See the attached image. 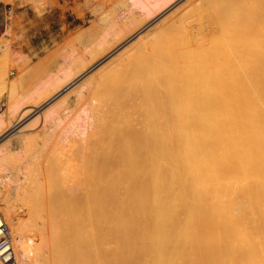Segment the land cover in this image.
<instances>
[{"label":"bare ground","instance_id":"obj_1","mask_svg":"<svg viewBox=\"0 0 264 264\" xmlns=\"http://www.w3.org/2000/svg\"><path fill=\"white\" fill-rule=\"evenodd\" d=\"M8 1L12 5L10 15L15 9L14 0ZM30 1L36 8V12L52 4V0ZM129 1L135 7H142L144 16L148 17L147 21L151 20L150 14H152L153 8L156 9L157 0ZM170 4L173 2L163 4L159 9H167ZM236 5L237 7L232 9H226L222 5L216 7L215 24L211 25L214 28L213 31L209 32L212 29L200 31L198 27L204 21L201 22L197 19L201 24L193 30L199 29V31L187 35L189 38L184 41L183 54L192 55L196 49L197 54L206 51L205 49H203L204 51L198 50L200 47L198 45L207 37H214L217 45L216 49L214 48L211 52L212 54H202L201 60L198 59V63H193L196 65L193 66L191 79H187L180 85L175 83L173 86L172 81L171 88L166 90L168 91L167 95L160 101L155 98L157 102L153 105L149 103L151 97L148 90L149 99L144 107V120L141 118L136 122L133 121L135 124L131 122L117 124L105 141L96 144V147L91 150L90 156H87L86 149L91 148L97 136L104 132L99 121L100 115L105 110L112 108L113 102L107 101L109 98L105 101L106 95L101 98L104 99L103 101L95 96L89 99V96L96 90H100L105 82L102 84L98 83L100 80L98 82L95 80L94 84L102 85L99 88L96 84L91 85L88 92H84V94L89 93L88 96L80 95L84 100L81 101L80 109L78 108L79 111L77 110L76 114L74 112V115H71V111L67 109L68 104L62 102V99V104L66 103L67 105H61L64 107L61 113L53 111L55 105L61 103L59 101L46 112H41L42 105L48 104L49 101H57L66 95L68 88L79 84V74L72 76V73L63 72L62 75L57 76L59 77L58 81L53 82L51 79L45 84L41 83L44 85H42L41 91H31L33 93L28 95L27 105L11 121L7 123L5 118L0 117V136L7 133L6 135L9 137L21 131V127H17L16 123L29 113L35 114L32 119L33 123L39 121L40 118L44 127L40 134L45 135L48 129L50 131V128L56 130L55 127H58L60 121L68 117L70 113L73 119L69 135L71 138L76 136L79 138L78 143L76 138H73L75 141L69 149L60 146L51 149L54 152L52 155L56 159L53 162V167L49 168L51 183L46 185V188L50 187V192L46 191L44 187L41 188L46 191H43L41 199L45 206L43 210L45 209L46 213L44 211L45 214L40 216L42 218L37 220L38 227L41 228H39L40 233L37 231L39 235L36 234L39 236V240H35L30 235L32 230L29 233L28 228L32 226L29 224L28 227L27 219L30 216L24 218L25 222L24 219L20 220L17 217L18 214L16 215L14 212L15 200L22 202L25 209L31 212L35 210L33 207H36L35 204L39 200L34 197L37 203L33 202L34 184H32L31 191V188H26L29 182L25 183V181L30 178L32 171L37 169V166L34 169L31 162L21 163L15 157L10 145L8 150L0 151V171H4L0 174V205L2 216L8 220L15 231L14 237L11 234V239L18 264H62V253L57 251L60 245L58 242L49 245L48 241L56 239L55 241L61 243L66 239L67 242V236H69V240L79 242L80 245L75 242L78 246L75 251L78 249V252H90L95 255L92 264H264V1L238 0ZM35 8H32L33 11ZM187 10L195 11L192 10V7L191 10L189 7ZM15 16L13 14V17ZM200 17L198 16L199 19H201ZM154 19H156V14ZM169 20L171 19L169 18ZM163 22L164 17L161 23ZM146 23L148 24L145 22V18L141 19L134 27L130 28V31L134 29V34L139 33ZM169 23L167 22V24ZM162 25L161 29L165 27ZM209 25L208 27L211 28ZM168 42L170 43L172 40ZM131 43L133 42H129V44ZM133 44L136 45V43ZM140 44L138 45L141 48ZM147 45L152 44L148 42ZM133 46L132 48H134ZM204 46L203 48H205ZM121 52L124 53V50L119 54H122ZM151 52L152 56L150 57L153 59L151 61L154 62V54ZM163 52V55L167 53L166 50ZM131 53L138 62L142 54L139 57L138 53L137 55L133 51ZM168 55L169 53L163 59L165 58L167 61L171 54ZM115 57L113 60H116ZM156 57V62H158V59L161 58ZM171 58L169 59L171 60ZM107 61L109 62V60ZM140 61L142 64L145 63L143 60ZM146 62L149 63L147 60ZM156 62L152 64L156 66L155 70L157 71ZM160 62L163 61L158 62L159 65H162ZM135 64L133 63V66ZM152 64L149 66L147 64L149 71L152 69L150 68ZM83 66L85 67L83 64L81 69ZM115 66L116 63L112 64L116 70V67L119 66ZM123 66L120 67L123 68ZM126 67L128 68L127 65ZM142 67L140 73L145 72L146 74L147 67L145 66V71L141 72ZM100 68L98 66L97 69L100 70ZM88 69L86 70L88 71ZM135 69L139 70L134 68V71ZM127 70H125L126 74L131 71V68L129 72ZM94 71L92 72L94 73ZM119 71L120 73L117 72V75L122 74V70ZM160 71L163 72L162 69ZM34 72L36 73V71ZM158 72L157 74H159ZM107 73L104 74L107 76ZM100 74L102 76L103 73L100 72ZM126 74H124L125 77ZM133 74L137 75L135 72ZM161 74H159L160 77L164 75ZM150 75L149 78H145L153 79L154 74L151 79ZM89 76L86 75V79ZM92 76L94 75L92 74ZM125 77L120 78L123 80ZM140 77L141 74L138 80L142 78ZM128 78L131 79L130 76ZM127 79H124L125 83H129V79ZM90 80L85 81L88 84ZM83 81L80 84L84 83ZM144 81V79L140 80V83L142 84ZM159 81L158 83L166 82L164 79ZM90 83L92 84V82ZM131 83L120 86L126 88L125 86L129 87ZM150 83L152 82L150 81ZM152 85H154V81ZM152 85L148 86L152 88ZM159 85L163 87L162 84ZM142 86L140 87L142 89L145 87V91L149 89H146V84H142ZM110 87L113 89L112 86ZM82 88L85 89V87ZM82 88L80 91L83 90ZM118 88L120 87L118 86ZM121 89H119L120 93ZM140 90L141 96H144V91ZM153 90L152 92H155ZM43 91L46 92L43 94ZM113 91L115 90H110V94ZM122 91L124 93L123 89ZM130 91L131 89L128 92ZM116 93L111 95V100L121 96ZM102 94L104 93L102 92ZM145 96L142 98L143 100ZM17 107V103L9 104L11 112ZM81 119V124L77 123ZM66 131L61 128L57 134L61 136ZM65 146L67 147V145ZM65 151H69L70 157L62 159L60 156L65 154ZM22 164L27 173L15 194L18 197L19 194L24 195L23 191H25L27 195L24 196L26 198H22L24 201L19 198V200L15 198L14 200L9 195V186L16 179V174L20 171L19 168ZM33 180L29 185L33 183ZM41 205L40 203V207ZM37 210H35L36 213H33L37 214ZM41 213L39 208L38 214ZM31 219L29 222L33 221ZM48 226L53 229L48 231ZM58 227L69 231V234L62 232L63 234L60 235L58 232L63 229L58 231ZM61 237L63 238L59 239ZM63 244L61 245L63 246ZM70 244L73 246L72 241ZM68 251L66 250L67 255ZM59 252L61 251L59 250ZM66 252H63L62 256ZM72 254L74 255L73 252H71ZM81 255L83 256V254ZM85 255L88 258L91 256ZM93 255L92 257H94ZM78 256L80 258L78 257L77 260L80 259V263H82L81 258L83 257ZM67 258L72 259L69 258V255ZM84 258L87 260L86 257ZM89 260H92L91 257ZM90 261L87 260V263ZM63 263L65 264V262ZM0 264H3L1 260Z\"/></svg>","mask_w":264,"mask_h":264},{"label":"rangeland","instance_id":"obj_2","mask_svg":"<svg viewBox=\"0 0 264 264\" xmlns=\"http://www.w3.org/2000/svg\"><path fill=\"white\" fill-rule=\"evenodd\" d=\"M29 1L30 0H26L25 2H24V0H14L13 3H14L15 9H13L12 13L14 14V16L15 15L16 16L13 17L12 13L9 15L10 8L12 6L11 3H9L8 0L7 1L0 0V117L5 118L7 123L9 121H11L17 115V113L19 111H21V109L25 108L24 106L27 105L28 99H29L28 95L30 93L31 94L33 93L31 91H33V90L35 92L41 91V89H43V86H44L43 84H42L43 85L42 86L41 83L45 84L46 81H49L51 79L53 82L58 81L57 79H59V77H57V76L62 75L63 72L64 73H72V76H78V74H79V76H80L79 81L82 82L84 80L83 81L84 83L80 84V82H78L80 85L74 84L73 86H71V88L67 89L68 92L66 93V95L64 97L57 99V101H55V100L49 101V102H51V103L48 102L49 105L47 103L45 105H42L41 112H46L51 107H53V105H55L58 101L61 102V99H62V102L64 101L68 104L67 105L66 103H63L64 105H67L68 111L70 110L71 111L70 113H72L71 115H74V112L76 114L77 110L79 111L80 103L82 100H84V99H82L83 96H80V95H84L85 97L88 96L89 93L84 94V92H88L89 86L96 84L97 87L99 88L100 85H102L105 82L104 83L105 89H104V84H103L101 86L100 90H98V91L96 90L94 93H92L91 96H89V99L92 98L93 96H95V97H99L100 100H102L101 98H103V95H106V98H105V101H106L107 98L110 99V97H111V95H113V93L115 95V93L117 91H119V92H117L116 95L121 94V96L114 99V100L107 99V101H109V102L112 101L113 104H111L112 108L105 110L100 115V118H99V121L101 123L100 125H101L102 129L104 130V132L100 136H97V139L92 144L91 148L86 149L87 156H90L92 154L91 150H93L94 147H96V144H101V142L105 141L109 137V135L112 132L111 130H113L117 124H119V123L128 124L130 122L134 123L138 119H141V118H143V120H144V107H145V104L148 103V100H147V99H149L148 93H150V97H151L150 99L152 100V102L150 100L149 103H151V105H153L157 102L156 99H158V101H160L167 95L168 91H166V90L171 88L172 81H173V84H172V86H173V85H175V83L180 85V84H183L184 81H187V79H191L190 76L192 74L193 66L196 65L193 63L194 62L198 63L199 62L198 59L201 60L200 56H202V54L206 55V54L211 53L214 48L216 49L217 45H216V40L214 39V37H212V38L207 37V38H205L206 40L203 38L205 40V42H204V40L201 41L200 45H198V46H200V47H198V50L204 51L203 49H205L206 50V51H204L205 53L200 52L201 53L200 54L198 52L199 54H197V49H196L192 52V55H187L185 53L183 54L182 47H183L184 41L187 38H189L187 35H189V34L192 35L195 32L199 31V29H200V31H208V29L209 30L212 29L209 32L213 31L214 28L211 25L215 24V13H216L215 10H217L218 6L222 5L226 9H232V8L237 7L236 3L238 2V0H219V1L218 0H175V2H174V0H157L158 3L155 6L157 10L153 8V11L151 12L152 14H150L151 20L147 21L148 17L144 16L145 14H144L143 8L133 6L131 3H129L130 2L129 0H52L51 6H46V8H44L38 12H36V8L34 7V5L32 6V2L31 1L29 2ZM151 1H153V0H151ZM261 1H264V0H261ZM97 2H100V3L98 4ZM171 2H173V4H170L171 5V6L169 5L170 7L168 6L167 9L165 8L166 10L163 9L164 13H163L162 9H159L163 4H169ZM213 3H215V4H213ZM199 6H201L202 8H200V9L196 8L198 10L197 11L195 9V7H199ZM31 7L35 8L34 9L35 12L33 11V9ZM188 7L190 8V10L192 7V10H195V11H192V12L188 11L189 10V9L187 10ZM158 12H159V14H158ZM171 13H172V15H170ZM213 13H214V15H213ZM155 14H156V19H154ZM159 15H160V17H159ZM198 16L199 17L201 16L200 17L201 19H199ZM18 17H19V19H18ZM163 17H164L165 23L164 22L161 23L163 21ZM144 18H145V22H148V24L146 23L145 27L143 29L141 28L142 33H141V31H139V33H135L136 34L135 35L133 32L134 29H131V31H130V28L134 27L138 21H140L141 19H144ZM169 18L171 20H169ZM187 19H189V20L187 21ZM197 19L200 20L201 22L204 21L202 23V25H199L201 23ZM154 20H155V22H154ZM169 21H171V22L169 23ZM150 22L151 23L153 22V23L151 24ZM167 22L169 24H167ZM197 22H199V23L197 24ZM192 23L195 24V25L193 24L194 27L192 26ZM15 24H17L19 26L15 25ZM13 25H15L17 27H15ZM152 25H154V26L151 27ZM156 25H157V27H156ZM161 25H162V27L163 26H165V27H163L161 29L160 28ZM170 25H171V27H170ZM198 25H199V27H198ZM208 25L211 28H209ZM188 26H189V28H188ZM201 26H202L203 30H201L202 29ZM196 27H198L199 29H197V30L195 29L196 31L193 30ZM223 28L226 29L227 27H223ZM146 30L149 32H147ZM183 33H184V36H183ZM120 36H122V37L119 40ZM125 37H126V39H125ZM127 37H128V39H127ZM176 38H178V39H176ZM116 40L119 42H117ZM167 40L168 41L172 40V42L169 43ZM115 41H116V43H115ZM129 42L136 43V45L141 43L140 44L141 48L139 47V45H138V47H136L135 44H133V43L129 44ZM148 42H149V44H152V45H150L151 47L149 45H147ZM158 42H161V43H158ZM167 43H168V45H167ZM203 43L205 46L202 45ZM206 44H208L207 46H208L209 50H208ZM126 45H127V47H126ZM132 45H134L133 47L135 49L132 48ZM142 45H144V46H142ZM162 46H163V48H162ZM203 46L205 48H203ZM108 47H110V48H108ZM128 47H130L132 49H130ZM106 48H108V49H106ZM113 49L115 50V52ZM163 49L166 50V52H167V53H165V55L168 53H169V55L171 54L170 57H168L169 55L167 56L168 57L167 61L165 60V58L163 59V57H165V55H163L164 54ZM123 50H124V53L121 52L122 54H119L120 51H123ZM126 50H128V51L125 52ZM160 50H162V51H160ZM132 51L136 55L138 53L139 57L141 56L140 54H142V56H144V57L141 56L143 59L140 57L139 60H143L145 63L142 64V61L139 62V60H138V62L141 63V64H139L137 62V60H135L133 54L131 53ZM150 52L152 54H154V59H155L154 62L151 61L153 59H152V57H150V56H152L150 54ZM162 52H163V54H162ZM136 55H135V57H136ZM196 55H198V56H196ZM114 56H116L115 57L116 60H113ZM131 56H133V57H131ZM156 56L161 58V59H158V62L163 61V62H160V64H162V65H159L158 62H156L157 61ZM145 57H148V59H145ZM169 58H171V60ZM131 59H133V60H131ZM107 60H109V62ZM112 60H113V62L115 61L114 63H116V66L117 65L119 66V67L115 66L117 68L116 70H115V68L112 67V64L114 65L113 62L111 63ZM146 60L149 63H147ZM168 61L170 64L167 63ZM155 62L157 64V68H158L157 71H159L158 73L164 74L165 77L162 74H161L162 75L161 77L159 74H157V71L155 70L156 66L152 64V63L155 64ZM126 63H129V64H126ZM133 63L134 64L136 63L137 65L135 64L133 66ZM166 63H167V65H166ZM174 63L176 64V66ZM83 64L85 65V67L83 66L81 69V66ZM125 64L128 66L129 69L131 68V71L132 70L134 71V68L139 69L138 71L136 69L134 71L135 75L139 74L138 77H136L137 75L134 76V74H133L134 72L133 71L131 72L126 67ZM147 64H148V66L150 64L153 65V66L151 65V67H150V68H152L151 71L148 70L149 67H147ZM96 65H97V67H96ZM122 65H124L125 67L124 66H123V68L120 67ZM142 65H145L147 67L148 71L146 72V74H145V72H143V71H145L146 68H145V66L142 67ZM98 66H99V68L102 66L101 67L102 69L101 68H100V70L97 69ZM139 66H140V68L142 67L141 72H143V73H140ZM85 68L86 69L90 68V69H88V71H87ZM92 68H93V70H92ZM125 68H127L128 70ZM107 69L109 70L108 73H107V71H108ZM161 69L163 70V72L160 71ZM102 70H103V72H102ZM119 70H122V74L124 72H125L124 74L127 73L125 70H127L128 72L129 71L131 72V73L129 72L128 74H126L127 78H128V76H130L131 79L128 78L129 80L123 74V76L125 77L124 79H127L129 83L132 82L131 86H129V87L125 86L126 88L122 87L126 84L129 85V83H127V82L125 83L124 79L122 80L120 78V77L123 78L122 74L117 75L118 74L117 72L120 73ZM170 70H171V72H170ZM34 71H36V73ZM92 71H94V73ZM104 71H106V72H104ZM100 72L103 73L102 76H100L101 75ZM89 73H92L94 76H92V74H89ZM104 73H107V76L109 75L110 78L108 79L109 76L107 77ZM131 74H133V77H131ZM140 74L142 77V78L140 77L141 78L140 80L142 81L144 79L145 81H147V82L144 81V83H142V84H146V89L149 88L146 91L144 90L145 87H144V89H142L140 87V86H142V84L140 83V80H138ZM152 74H154V78L152 77ZM86 75H88V76L90 75L91 77L89 76L86 79ZM103 75H104V77H103ZM144 75H146V76H144ZM149 75H150V79H151V77L153 79L149 80V79L145 78V77L149 78ZM157 75H159L158 76V78L160 77L159 79L157 78ZM114 76H116V78H114ZM105 78L108 80H110V79L111 80L110 81H108V80L104 81ZM113 78L115 79V82H113L114 81ZM88 79H91V80L93 79V81L90 80V82H92V84L90 82H89L90 85H89V83L88 84L86 83L87 81H85V80H88ZM162 79H164V81H166V82H163ZM178 79H180V80H178ZM95 80H97V81H95ZM152 80L154 81V85H152L153 84ZM155 80H156V82H155ZM157 80L158 81L160 80L159 82L162 81V83H158ZM94 81L95 82L99 81L98 83H102V84H98V83L94 84ZM120 81H122V82L124 81V82L121 83ZM150 81L152 83H150ZM108 82L116 83V84L118 83L119 85L117 84V86H115L116 84H111ZM135 82H137V83L135 84ZM163 83L166 85L167 88L164 87L165 85ZM84 84H87L88 86L84 85ZM139 84H141V85L139 86ZM147 84L150 87L152 85V88H150ZM159 84H162L164 88ZM107 85H109L108 86L109 88L106 87ZM120 85H122V86H120ZM110 86H112L113 89ZM118 86L120 88H118ZM82 87H85V89L88 87L86 89L87 91ZM178 87H180V86H178ZM81 88L83 90L80 91ZM121 88L124 90V93H123ZM128 88L131 89L130 92H128L130 90ZM157 88H159V89H157ZM109 89L111 91L112 90H115V91H113L112 94H110ZM119 89H121V93H120ZM139 90L141 92L144 91L143 94L146 95V96L145 95L144 96H145V99L147 102L145 101V99L144 100L142 99V98H144V96H141L142 93H140ZM152 90L155 92H152ZM159 90H161V91H159ZM125 91H127L128 93ZM147 91H148V93H147ZM158 91L160 92V94ZM45 92L46 91H43V94ZM102 92L104 94H102ZM105 92H107V93L109 92L108 93L109 95L106 94ZM161 92L166 93V94L163 95ZM39 95H41V94H39ZM160 95H162V96H160ZM78 101H80V102H78ZM62 102L55 105V107L53 108L54 113L57 111H60V113H61L64 110V109H62V108H64V107H62L63 106ZM10 103H15V104L17 103L18 104L17 109L13 110V112H11L12 110L9 109ZM54 113H51V114H54ZM70 113H69L68 117H65L64 119H62L60 121V125L58 127L57 126L55 127L56 130H53L52 128H50V131L48 129V131L45 135L40 134L44 130L43 123L40 122V118H39V121L33 123L34 120L32 121V119H34L35 114L29 113V114L24 115L16 123L17 127H21V129H22L21 131H19L18 133H15L9 137H7V135H6L7 133L0 136V151L1 152L8 150V146L10 145L11 148L13 149L15 157L18 158V160L21 163L26 164V163L31 162V165H32V167H34V169L37 166V169L32 171L30 178H29V179H31V178L34 179V180L31 179V180H33L32 181L33 183H31V185H29V183L31 181L29 179H27L25 181V183H27V181L29 182L27 184L26 188H28V189L31 188L30 189L31 191H32L33 186H34V188L36 187L35 190L33 188L34 193L32 191V195L33 194L35 195V196L33 195V202L35 201L37 203L36 199L38 198L37 200H39L38 201L39 205H37L38 203L35 204L36 207L34 206L33 209L39 210V208H40V211L42 212L40 215L38 214V210H37V214L39 215V218L37 217V214H35L36 213L35 210H32V212H31V211L25 209V206L23 205L22 202H19V201L17 202V200H15V199L19 198L21 201H24L23 199L26 198L24 196L27 195L25 191H23L24 195L19 194L18 197H17V194H15L17 189L19 188L20 182L25 180L24 175H25V173H27L26 169L23 168V164L19 168L20 171L16 174V179L9 186V189H10L9 195H11V198L13 197L12 199L15 198L14 200L16 202V205H14V210H15L14 212H16V215L18 214L17 217L20 218V220H23L24 218H28V216H30L27 219V221L29 222L31 219V216L33 215L32 219H31V220H33V221H31L32 225H31V222H29V223L27 222V224H28V227H29V224H30V226H32L31 227L32 229L29 227L28 230H29V233H30V230H32L30 235L32 237H34L35 240H39V236H37V235H39V233H40L39 232L40 226L38 227V224H39L38 221L40 220V218H42L40 216H43L46 213L45 209L43 210V207L45 208V206L41 202L42 195L44 194L43 191L48 190V192H50V190H51L50 187L46 188L51 183V180L49 177L51 173L49 171V168L53 167V162H55V159H56V157L54 155H52V153H54V152H52L51 149L53 147H57V146H60L61 148L65 147V148L69 149L75 140L77 141V143L79 140V138H77L78 136H76L75 137L76 139H75L74 137L71 138V135H69L70 130H71V123H72L71 121L73 119V118H71L72 116L70 115ZM78 121L79 122H77V123L81 124L82 119L78 120ZM43 122H45V121H43ZM46 122H48V121L46 120ZM135 126H137V125H135ZM58 128L60 130H61V128L66 129L67 131H66V133H63V135L60 136L57 134L60 132V130ZM69 138H71V139H69ZM4 140H5V142H4ZM71 140H73V141L71 142ZM1 141H2V143H1ZM65 145H67V147ZM75 145H76V143H75ZM58 156H60V154H58ZM60 157L62 159L70 157L69 151H65V154H62V156H60ZM3 172L4 171H0V174ZM32 184H34V185L32 186ZM42 187H44L45 190L41 189ZM38 190H39V192H38ZM40 190H41V192H43L42 194H41ZM36 193H37V195H36ZM34 197L36 199H34ZM40 203L42 204L41 207H40ZM44 211H45V213H44ZM33 212H35V213H33ZM30 213H33V214H30ZM0 214L1 215L3 214L2 209H1V205H0ZM28 214H30V215H28ZM2 217L4 218V216H2ZM4 220L7 222L8 226L10 228V232L12 234V237H14L15 231H13V228L9 224L8 220L6 218H4ZM25 220L26 219H24L23 221H25ZM47 229H48V231L49 230L51 231V229H53V227L50 228L48 226ZM61 229H63V230H61ZM59 230H61L60 232H58V233H60V235L63 234L62 232L69 234V231H67V230L65 231L64 228L58 227V231ZM67 237H68L67 242L65 241L66 239L62 240L64 244L62 243V241H61V243H60V241H55L56 239L55 240L51 239L48 241L49 245H52L53 243L56 244L57 242L60 245V247L58 248L57 251L60 254L62 253L61 254V258L63 259L62 264H64L63 262H65V264H66V261H67V264H73V263L74 264H78V263L79 264H82V263L85 264V263H87V260L90 261L89 260L90 257L92 259L90 261L92 264V262H94L93 260H95V255H93L90 252H85V253L78 252L79 251L78 249L75 251V248L76 247L78 248L77 244H79V242L77 243L75 241L77 243L76 244L75 242H73L74 240H69V236H67ZM62 238L63 237H61L59 239H62ZM65 238H66V236H65ZM71 241L73 243V246L70 244ZM67 243H69L72 247ZM61 244H63V246L65 244H67V245H65L63 247ZM61 248L66 249L67 251L69 250L68 255H69V258H72V259H68L67 258L68 255H67L66 250L64 251ZM72 248H73V250H72ZM59 250L61 252H59ZM70 250H71V252L74 253V255L72 254L73 257L71 255ZM63 252H66V254H64V256H62ZM75 252H77L78 255L83 257V258H81L82 263H80V259L77 260V258L79 256ZM81 254H83V256ZM84 254H88L89 256L90 255L91 256L88 258V256L87 255L84 256ZM92 255L94 257H92ZM74 257H75V262H74ZM84 257H86L87 260H85ZM83 260H84V262H83ZM76 261H78V262H76ZM90 262L87 264H90Z\"/></svg>","mask_w":264,"mask_h":264},{"label":"built area","instance_id":"obj_3","mask_svg":"<svg viewBox=\"0 0 264 264\" xmlns=\"http://www.w3.org/2000/svg\"><path fill=\"white\" fill-rule=\"evenodd\" d=\"M0 260L3 264H18L12 246L10 228L1 214H0Z\"/></svg>","mask_w":264,"mask_h":264}]
</instances>
